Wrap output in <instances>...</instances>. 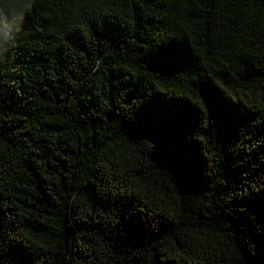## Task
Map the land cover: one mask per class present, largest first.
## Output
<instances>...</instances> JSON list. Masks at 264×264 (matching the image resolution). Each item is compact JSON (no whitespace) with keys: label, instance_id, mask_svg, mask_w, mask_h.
<instances>
[{"label":"trees","instance_id":"trees-1","mask_svg":"<svg viewBox=\"0 0 264 264\" xmlns=\"http://www.w3.org/2000/svg\"><path fill=\"white\" fill-rule=\"evenodd\" d=\"M21 3L0 264H264V0Z\"/></svg>","mask_w":264,"mask_h":264},{"label":"clouds","instance_id":"clouds-1","mask_svg":"<svg viewBox=\"0 0 264 264\" xmlns=\"http://www.w3.org/2000/svg\"><path fill=\"white\" fill-rule=\"evenodd\" d=\"M31 7V3H21V0H0V27L5 35L10 30V21L23 20L30 13ZM0 52H3L2 48ZM3 62L4 58L0 55V64Z\"/></svg>","mask_w":264,"mask_h":264},{"label":"snow or ice","instance_id":"snow-or-ice-1","mask_svg":"<svg viewBox=\"0 0 264 264\" xmlns=\"http://www.w3.org/2000/svg\"><path fill=\"white\" fill-rule=\"evenodd\" d=\"M179 52L174 53H159L158 58H172V57H179Z\"/></svg>","mask_w":264,"mask_h":264}]
</instances>
